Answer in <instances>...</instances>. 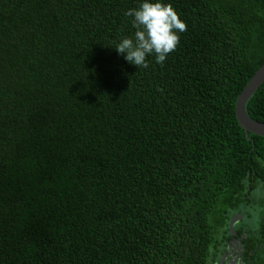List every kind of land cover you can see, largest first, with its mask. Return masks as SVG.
Instances as JSON below:
<instances>
[{"label":"trees","instance_id":"obj_1","mask_svg":"<svg viewBox=\"0 0 264 264\" xmlns=\"http://www.w3.org/2000/svg\"><path fill=\"white\" fill-rule=\"evenodd\" d=\"M165 2L186 30L138 68L140 0H0V264H215L237 213L264 264V136L235 116L264 0Z\"/></svg>","mask_w":264,"mask_h":264},{"label":"clouds","instance_id":"obj_2","mask_svg":"<svg viewBox=\"0 0 264 264\" xmlns=\"http://www.w3.org/2000/svg\"><path fill=\"white\" fill-rule=\"evenodd\" d=\"M124 14L131 18L135 31L122 37L115 49L138 68H147L151 56L163 63L179 44L180 33L186 30V23L165 0H140L138 7L129 8Z\"/></svg>","mask_w":264,"mask_h":264},{"label":"water","instance_id":"obj_3","mask_svg":"<svg viewBox=\"0 0 264 264\" xmlns=\"http://www.w3.org/2000/svg\"><path fill=\"white\" fill-rule=\"evenodd\" d=\"M264 82V62L250 76L244 87L240 90L235 101V116L238 124L243 128L246 137L248 133L264 136V121L251 118L245 109V104L251 95ZM243 217V214L233 215L228 222V228L231 234L235 233L233 226ZM221 264V263H218Z\"/></svg>","mask_w":264,"mask_h":264},{"label":"flooded vegetation","instance_id":"obj_4","mask_svg":"<svg viewBox=\"0 0 264 264\" xmlns=\"http://www.w3.org/2000/svg\"><path fill=\"white\" fill-rule=\"evenodd\" d=\"M246 237L247 234L245 230L239 233L235 230L234 234L229 232L223 249L219 253L215 264H246L247 253L245 243L243 241Z\"/></svg>","mask_w":264,"mask_h":264},{"label":"bare ground","instance_id":"obj_5","mask_svg":"<svg viewBox=\"0 0 264 264\" xmlns=\"http://www.w3.org/2000/svg\"><path fill=\"white\" fill-rule=\"evenodd\" d=\"M233 229H234V226H233Z\"/></svg>","mask_w":264,"mask_h":264}]
</instances>
